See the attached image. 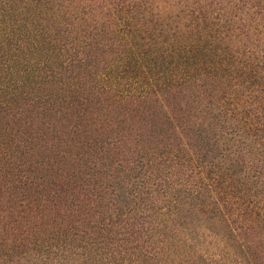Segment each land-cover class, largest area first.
Instances as JSON below:
<instances>
[{"label":"trees","instance_id":"1","mask_svg":"<svg viewBox=\"0 0 264 264\" xmlns=\"http://www.w3.org/2000/svg\"><path fill=\"white\" fill-rule=\"evenodd\" d=\"M0 264H264V0H0Z\"/></svg>","mask_w":264,"mask_h":264}]
</instances>
